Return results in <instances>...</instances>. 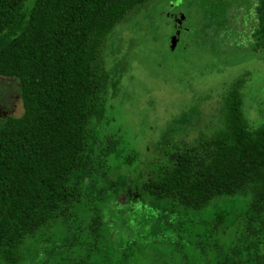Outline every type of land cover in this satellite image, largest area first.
<instances>
[{
	"label": "trees",
	"instance_id": "obj_1",
	"mask_svg": "<svg viewBox=\"0 0 264 264\" xmlns=\"http://www.w3.org/2000/svg\"><path fill=\"white\" fill-rule=\"evenodd\" d=\"M153 1L0 0V75L19 81L24 106L22 115L0 119V264H20L41 243L40 235L60 224L72 240H55L59 247L85 244L91 252L111 241L113 246L119 241L106 221L119 203L136 208L124 201L133 191L141 212L126 218L141 225L140 239L164 224L180 228L184 221L177 214L214 208L225 233L232 224L223 205L244 198L231 250L213 264H264V123L249 125L246 75L230 84L219 127L175 145L129 188L115 177L106 182L114 174L108 146L118 143L98 136L110 82L108 43L117 25ZM255 14L258 51L264 49V0H256ZM170 46H177L172 38ZM138 157L130 150L118 168ZM154 210L166 219L156 231L150 229ZM126 235L121 259L112 260V249L110 264H135L133 235Z\"/></svg>",
	"mask_w": 264,
	"mask_h": 264
},
{
	"label": "rangeland",
	"instance_id": "obj_2",
	"mask_svg": "<svg viewBox=\"0 0 264 264\" xmlns=\"http://www.w3.org/2000/svg\"><path fill=\"white\" fill-rule=\"evenodd\" d=\"M255 3L154 0L117 25L106 51L110 82L98 130L101 139L114 136L118 140L115 147L108 146L114 174L106 182L115 177L129 188L165 160L175 145L195 142L219 127L226 92L239 76H247L242 93L250 127L264 123V49H253ZM177 33V46L172 49L170 41ZM19 86L15 78L0 75V119L23 114ZM130 150L139 152L138 159L132 166L118 168ZM133 194L132 200L124 201L136 208L128 210L119 203L106 221L116 232L114 240L119 241L113 246L111 241L110 247L91 252L85 244L59 247L55 240L68 242L72 236L64 224L54 225L40 235L41 243L20 264H75L83 260L84 264H110L112 249V260L117 262L122 257L121 241H127L128 233L133 235L130 250L135 264H213L230 252L233 220L246 208L245 199L239 197L223 205L232 224L225 233L214 220L216 208L177 214L176 219L184 221L180 228L162 225L166 219L154 210L150 229L159 230L161 225L163 229L140 239L141 225L126 218L141 212L136 204L138 195Z\"/></svg>",
	"mask_w": 264,
	"mask_h": 264
},
{
	"label": "water",
	"instance_id": "obj_3",
	"mask_svg": "<svg viewBox=\"0 0 264 264\" xmlns=\"http://www.w3.org/2000/svg\"><path fill=\"white\" fill-rule=\"evenodd\" d=\"M176 41H175V38L173 39V45H175Z\"/></svg>",
	"mask_w": 264,
	"mask_h": 264
}]
</instances>
